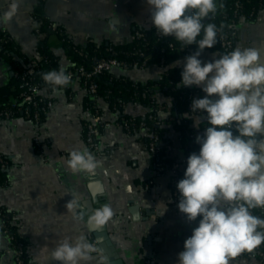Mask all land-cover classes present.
I'll return each mask as SVG.
<instances>
[{"label": "crops", "instance_id": "crops-1", "mask_svg": "<svg viewBox=\"0 0 264 264\" xmlns=\"http://www.w3.org/2000/svg\"><path fill=\"white\" fill-rule=\"evenodd\" d=\"M12 2L0 0V17ZM15 2L17 9L12 18L0 22L28 58L42 56L45 36L37 32L40 23L34 15L40 3L46 16L76 44H86L89 40L99 44H125L132 40L136 26H154L147 0ZM237 44L241 49L255 47L264 52V9L259 11L254 21L240 24ZM47 46L59 57L64 68L73 65L57 36L48 38ZM219 55L203 50L198 58L207 63L218 59ZM177 61L181 63L177 65L175 61L172 65L183 70L184 58ZM114 72L147 81L159 78L162 69L151 65L145 69ZM13 75L12 64L0 62V97L8 94ZM188 87L202 91L203 86ZM40 93L54 101L51 112L40 123L24 116L10 120L0 118V152L10 160L8 184H0V206L14 214L13 222L18 235L26 241L30 263L58 264L46 257L65 238L75 239L84 235L91 243V232L85 219H75L65 207L76 194L80 201L92 200L95 208L105 203L111 205L114 216L107 229L113 245L106 248L112 254H118L124 264H144L148 256L155 257L157 264H178V254L184 250V241L198 227L200 217L189 222L179 211L178 203L173 200L171 174L167 171L155 173L145 141L148 136L143 132L129 134L116 123L118 114L100 98L102 120L113 123L99 130V143L107 153L97 159L102 163L95 175L73 173L66 160L72 150L88 149L85 123L91 119L98 121L87 111L88 91L76 77L67 87L58 88L55 92L51 85H44ZM202 93L204 97L207 95ZM159 99L165 100L162 95ZM128 110L133 115L142 116L148 112L139 104H129ZM169 111L170 106L160 112L161 125L166 128L161 146L167 158L181 162L186 157L180 133L169 121L174 120ZM201 121L194 119L192 127H202ZM35 138L46 142L42 152L35 145ZM0 249V264H16L1 222ZM92 255L91 264H109L100 246L99 251ZM230 264H264V260L244 252Z\"/></svg>", "mask_w": 264, "mask_h": 264}, {"label": "clouds", "instance_id": "clouds-1", "mask_svg": "<svg viewBox=\"0 0 264 264\" xmlns=\"http://www.w3.org/2000/svg\"><path fill=\"white\" fill-rule=\"evenodd\" d=\"M147 3L151 21L161 35L174 37L184 47L198 45L194 54L184 58L177 87L203 86L207 94L192 102L191 112L207 113V126L204 134L196 137L199 153L188 156L184 178L177 183L179 211L189 222L200 217L198 227L184 241L178 264H230L242 253H253L264 244V218L252 212L264 209V52L236 47L212 62L202 63L198 57L218 42V32L223 28L204 20L209 21L223 4L217 0ZM16 9L13 0L0 21H9ZM40 75L53 92L72 80L64 67ZM101 163L87 148L72 150L66 160L73 173L88 175H95ZM65 207L75 219L87 215L93 231L101 230L114 216L108 203L86 213L75 195ZM98 251L80 235L63 239L46 259L58 264H91L92 254Z\"/></svg>", "mask_w": 264, "mask_h": 264}, {"label": "trees", "instance_id": "trees-1", "mask_svg": "<svg viewBox=\"0 0 264 264\" xmlns=\"http://www.w3.org/2000/svg\"><path fill=\"white\" fill-rule=\"evenodd\" d=\"M218 4H223L222 8L210 20L206 18L204 23L211 22L223 28L218 32V42L212 48H205L211 52H217L220 55L228 53L222 46L221 36H231L235 28L233 24L240 20V16L246 22H252L256 19L260 10L264 9V0H217ZM239 3L237 7L236 4ZM43 4L40 3L35 9V18L40 23L39 32L45 37L43 38V47L41 50L42 57L44 58L38 66L34 67V82H37L42 88L46 84L41 78L42 72L50 70H59L60 61L59 57L49 49L47 40L51 36H57L63 45L66 53L71 57L73 65L71 69H75L79 65H83L86 69L90 70L97 58L101 57H117L126 61L130 65L136 62H146L147 66L155 65L162 69V72L157 79H149L147 81L134 80L125 74H116L114 71L105 72L97 77L95 81L98 84V96L103 99L112 111L118 114V121L124 122L125 120H132L134 123H139L142 117L148 116L150 113L157 115L161 118L160 112L166 110L170 106L169 113L174 120H169L175 126V129L180 133L186 163L183 165L181 177L184 178V173L187 168V158L193 152L198 154L200 145L196 142V138L190 136L193 130L192 123L193 117L190 112L191 101L189 99L190 93L193 90L190 87H177L182 80V69L173 66L172 63L183 59L198 50V45L192 44L184 47L180 42L176 41L174 37H165L161 35L155 28L151 26L148 28L136 26L133 31V38L130 42L125 44H113L111 42L96 43L89 40L86 44H76L70 39L65 31L55 25L45 14ZM220 13V14H219ZM9 37L7 42H4V37ZM199 39V37H198ZM233 42H238V37H233ZM0 62L11 63L14 70V75L11 78L9 92L6 96L0 97V109H13L16 110L15 117L24 116L23 113L17 110L18 107H12V102L19 101L22 97L24 89L20 88L22 84V76L26 74L28 68L23 66V63H30L28 57L21 52L20 46L16 43L14 38L9 32H5L2 22H0ZM129 70H133L134 67ZM31 68V67H29ZM84 84V79L80 78ZM162 95L165 99L161 101L159 96ZM42 101L41 104H44ZM122 103L126 104H139L148 109L146 115H133L131 113H121ZM94 102L91 101L90 96L87 98L86 107L95 109ZM160 112H157L160 109ZM164 107V108H163ZM186 114V115H185ZM46 115H42L43 121ZM162 121V120H161ZM204 128L207 126V113L203 117L200 126ZM103 127H99L102 130ZM147 128L149 132H155L160 137V153L158 157H152V165L157 162V159L162 164L163 171L172 166L175 160L166 157L165 149L161 146L164 140L166 128L162 125H156L154 121L147 119ZM127 132L129 130L125 128ZM234 134L235 130L233 129ZM147 146H149V137L145 139ZM3 161L7 165L3 166ZM10 166V160L7 156L0 152V184H8L7 168ZM164 173V172H163ZM173 190L175 188L173 187ZM5 213V221L8 224L10 234L14 237L10 240L11 247L13 243H22L26 246V241L22 239L17 232V228L12 221L14 214L0 206ZM253 214L264 218V209H254ZM1 221V220H0ZM260 250L264 251V244L260 246ZM1 254V249H0ZM264 260V257L256 256ZM24 259L27 264H31L27 253Z\"/></svg>", "mask_w": 264, "mask_h": 264}, {"label": "built area", "instance_id": "built-area-1", "mask_svg": "<svg viewBox=\"0 0 264 264\" xmlns=\"http://www.w3.org/2000/svg\"><path fill=\"white\" fill-rule=\"evenodd\" d=\"M236 6H239V3L236 4ZM220 14V13H219ZM244 18L240 16V20L238 23H234L233 27L235 28L234 32L231 36H221L222 46L225 48V50L229 53L232 50H234L236 47H238V42H233V37L239 36V26L244 22ZM4 31L9 32L6 27L3 25ZM39 30L37 29V32ZM4 42H7L9 40V37L3 38ZM191 55V54H190ZM189 55V56H190ZM44 58L41 56L40 58H29L30 63H23V66L25 68H28V71H26V74L22 76V84L20 88L24 89L22 92V97L19 101L15 100L12 102V107H18L17 110L21 111L25 118L32 119L36 123H40L42 120V115H48L53 106L54 101L52 98L44 97L41 93V87L37 82H34V67L38 66L40 62ZM133 65H130L126 61H123L117 57H101L97 58L94 62L93 67L88 70L83 65L77 66L75 69L65 68L67 74H70L72 79L78 77L84 79V86L88 91V96H90V99L92 102H94V108L87 107V111L89 114L95 118H97L95 121L93 119L88 120L85 123L86 128V143L88 146L89 151L96 157V159H99L103 157L104 154L107 153L106 150H104L100 143H99V127H110L113 125L112 122H107L102 120L101 117V108L99 105L100 97L98 96V84L95 81V77L105 73V72H112L114 70H122V71H130L129 69ZM31 67V68H29ZM60 67H64L60 64ZM133 69H145L148 66L146 65V62H143L142 64L139 62H136L133 66ZM193 90L190 93L189 99L191 101L190 104V112L192 111L191 106L194 99L203 98V93L199 88H192ZM42 101H45L44 104H41ZM121 113L128 114L130 113L128 110L129 104L122 103L121 105ZM162 107L157 110V112H160ZM16 110L13 109H0V118L10 120L15 118ZM206 112H191L190 115H192L193 119H201L203 120V117L205 116ZM147 119L152 120L155 122L156 125H161L162 121L161 118L157 115H154L150 113L148 116L142 117L139 123H134L132 120H125L124 122L118 121L117 124L121 125L129 130V134H138L140 132H143L145 135L149 137V152L151 153L152 157H158L160 153V137L158 133L155 132H149L147 128ZM202 129V130H201ZM205 132V128L202 127H194L192 132L190 133V136L193 138H196L197 136H202ZM35 145L37 146L39 151H43V148L46 147V142H43L40 138H35ZM186 163V158L182 160L181 162H174L172 166L168 167L165 171L169 172L172 177V185L175 188L173 190V200L176 203H179V194L177 191V183L179 180L183 179L181 177V171L183 169V165ZM7 165V162L3 161V166L5 167ZM162 164L157 159V162L154 164L153 168L155 170L156 174L163 173V168L161 167ZM154 181L151 180V183ZM148 187V185H146ZM0 222H1V228L3 233L11 240H14V237L10 234L8 224L5 221V213L0 208ZM12 221H14V216L12 218ZM91 243L95 244L98 248L97 242L92 234L89 235ZM14 251L15 256V262L16 264H27L24 256L26 253V246H24L22 243H13L12 247ZM261 248L258 247L253 251V253H249L250 256L256 257L261 256L264 257V251L260 250ZM144 264H157L155 257L148 256L144 259Z\"/></svg>", "mask_w": 264, "mask_h": 264}, {"label": "water", "instance_id": "water-1", "mask_svg": "<svg viewBox=\"0 0 264 264\" xmlns=\"http://www.w3.org/2000/svg\"><path fill=\"white\" fill-rule=\"evenodd\" d=\"M75 196H77L76 194H73ZM81 205L83 206V210L86 213L91 212L92 209H95L92 200H83L80 201ZM103 205V204H102ZM137 208H135L136 210ZM84 219L86 221L87 224V215L84 216ZM91 234L93 235V237L95 238L97 245H98V249L99 246L101 247V251L104 252V258L109 261V264H124L123 260L119 257L118 254H112L111 252H109L106 248V246H112V240L109 236L108 233V229H107V224L105 226H103V228L99 231H93L90 229L89 225L87 224Z\"/></svg>", "mask_w": 264, "mask_h": 264}]
</instances>
